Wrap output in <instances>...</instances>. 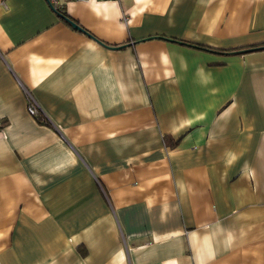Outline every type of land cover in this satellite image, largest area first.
Instances as JSON below:
<instances>
[{
	"label": "crops",
	"instance_id": "obj_1",
	"mask_svg": "<svg viewBox=\"0 0 264 264\" xmlns=\"http://www.w3.org/2000/svg\"><path fill=\"white\" fill-rule=\"evenodd\" d=\"M62 12L0 0V264H264V0Z\"/></svg>",
	"mask_w": 264,
	"mask_h": 264
},
{
	"label": "built area",
	"instance_id": "obj_2",
	"mask_svg": "<svg viewBox=\"0 0 264 264\" xmlns=\"http://www.w3.org/2000/svg\"><path fill=\"white\" fill-rule=\"evenodd\" d=\"M47 1L53 8H55V10H57L59 13H62L63 1H69V0H47ZM27 94H28V99H29V105H28L29 111L31 112V114L40 116L41 111H40V107L37 101L28 91H27ZM1 125H2V122L0 120V129H1Z\"/></svg>",
	"mask_w": 264,
	"mask_h": 264
},
{
	"label": "trees",
	"instance_id": "obj_3",
	"mask_svg": "<svg viewBox=\"0 0 264 264\" xmlns=\"http://www.w3.org/2000/svg\"><path fill=\"white\" fill-rule=\"evenodd\" d=\"M60 15H62L63 14V12L62 13H59ZM62 16H65V14H63ZM189 45H193V46H196V47H199V48H206L207 46H205V45H202V44H189ZM208 49H211L210 47H208Z\"/></svg>",
	"mask_w": 264,
	"mask_h": 264
},
{
	"label": "water",
	"instance_id": "obj_4",
	"mask_svg": "<svg viewBox=\"0 0 264 264\" xmlns=\"http://www.w3.org/2000/svg\"><path fill=\"white\" fill-rule=\"evenodd\" d=\"M72 25H73L75 28H79V26H78L75 22H72Z\"/></svg>",
	"mask_w": 264,
	"mask_h": 264
}]
</instances>
